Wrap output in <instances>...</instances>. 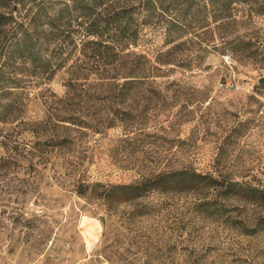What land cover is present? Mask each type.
<instances>
[{"label":"rangeland","instance_id":"obj_1","mask_svg":"<svg viewBox=\"0 0 264 264\" xmlns=\"http://www.w3.org/2000/svg\"><path fill=\"white\" fill-rule=\"evenodd\" d=\"M188 4L186 13L178 7L168 17L203 25L190 48L200 60L184 67L178 62L185 54L177 51V61L163 67L171 72L157 81L161 96L150 102L146 134L138 140L127 138L124 126L107 128L103 115L93 130L64 123L34 128L48 106L63 110L69 76L61 72L50 83L25 78L26 91L41 104L32 101L17 122L0 123V264H264L258 225L264 206L230 198L222 212L210 214L195 210L196 195L178 201L156 192L112 208L93 187L133 184L148 174L140 164L154 171L193 168L252 187L264 183V0ZM14 7L17 14L18 3L0 5V12ZM164 38L147 28L130 51L155 61L174 45L165 46ZM231 76L235 86L221 88ZM147 89L132 91L125 107L146 108ZM66 138L75 140L80 161L73 176L64 166L66 149L52 146ZM80 178L92 185L84 195L76 189Z\"/></svg>","mask_w":264,"mask_h":264},{"label":"trees","instance_id":"obj_2","mask_svg":"<svg viewBox=\"0 0 264 264\" xmlns=\"http://www.w3.org/2000/svg\"><path fill=\"white\" fill-rule=\"evenodd\" d=\"M188 2L0 0L1 6L18 3L21 7L17 14L14 10L0 12V123L17 122L32 101L41 104L39 98H31L26 91L29 87L22 84L25 78L50 83L64 72L69 76L66 94L60 98L65 107L56 111L48 106L45 118L33 122L34 128H47L49 123L59 127V123H64L76 126L77 131L93 130V121L97 115H103L101 123H106L107 128L124 126L127 138L132 134L138 140L146 134L144 117L151 110L150 102L161 96L156 89L157 81L171 72L163 67L177 61L174 56L177 51L185 54L178 62L184 67L191 68L200 60L191 54L190 48L198 44L195 39L201 35L198 31L203 25L168 17L169 11H177L178 7L180 13H186L190 7ZM147 28L162 32L165 46L174 44L169 51L159 53L155 61L130 51L131 46L138 45ZM142 88H149L145 94L147 107L136 111L127 109L126 100L133 95L132 91L142 93ZM69 105L72 108L67 109ZM185 108L183 104L175 115L181 116ZM122 141L126 143L129 139ZM54 145L66 149L64 166L69 169V176L76 174L80 161L74 149L75 140L66 138ZM137 168L148 174L130 185L95 184L93 187L101 188L97 197L114 208L156 192L167 197L177 196L178 201L193 194L198 196L195 210L210 214L222 212L223 201L230 198L264 206V183L252 187L186 167L154 171L140 164ZM91 188V184L78 179L79 194L84 195ZM258 225L264 227V219Z\"/></svg>","mask_w":264,"mask_h":264},{"label":"built area","instance_id":"obj_3","mask_svg":"<svg viewBox=\"0 0 264 264\" xmlns=\"http://www.w3.org/2000/svg\"><path fill=\"white\" fill-rule=\"evenodd\" d=\"M224 61L228 67L232 68L233 60L230 58V56H228V55L225 56ZM233 82H235V80H234V77L231 76V77L225 79L224 81H222L220 83V87L221 88H233L235 86V84Z\"/></svg>","mask_w":264,"mask_h":264},{"label":"water","instance_id":"obj_4","mask_svg":"<svg viewBox=\"0 0 264 264\" xmlns=\"http://www.w3.org/2000/svg\"><path fill=\"white\" fill-rule=\"evenodd\" d=\"M14 11L16 12V7H14ZM260 83H264V78L260 80Z\"/></svg>","mask_w":264,"mask_h":264}]
</instances>
